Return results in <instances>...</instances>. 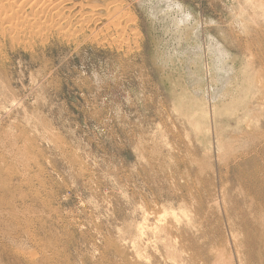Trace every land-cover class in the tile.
<instances>
[{"label": "rangeland", "instance_id": "1", "mask_svg": "<svg viewBox=\"0 0 264 264\" xmlns=\"http://www.w3.org/2000/svg\"><path fill=\"white\" fill-rule=\"evenodd\" d=\"M2 1L0 264H254L264 0Z\"/></svg>", "mask_w": 264, "mask_h": 264}, {"label": "bare ground", "instance_id": "2", "mask_svg": "<svg viewBox=\"0 0 264 264\" xmlns=\"http://www.w3.org/2000/svg\"><path fill=\"white\" fill-rule=\"evenodd\" d=\"M6 1H7V0H6ZM13 1H14L13 4H16V6H17V4L19 3V1H20V3H22L21 0H13ZM24 1L27 3V0H24ZM29 1H31V0H29ZM62 1H63V0H62ZM1 2H3V1L0 0V3H1ZM7 2H8V1H7ZM7 2H6V3H7ZM37 2H38V0H37L35 3L37 4ZM39 2H40V1H39ZM42 2H43V1H42ZM47 2H48V1H47ZM51 2H52V1H50L49 3H51ZM54 2H55V1H54ZM56 2H57V1H56ZM67 2H68V0H67ZM8 3H9V2H8ZM23 3H24V2H23ZM28 3H29V2H28ZM28 3H27V4H28ZM32 3L34 4L33 1H32ZM32 3L30 2V5L33 6ZM49 3H47L48 6H49ZM52 3H53V2H52ZM52 3H51V5H52ZM2 4H4V2H3ZM24 4H25V3H24ZM40 4L42 5V3H40ZM45 4H46V3H44V5H45ZM54 4H55V3H54ZM61 4H62V2H61ZM6 5H7V4H6ZM9 5H10V4H9ZM30 5H29V6H30ZM34 5H35V4H34ZM44 5H43V6H44ZM55 5H57V4H55ZM58 5H59V4H58ZM58 5H57V6H58ZM0 6H1V5H0ZM13 6H14V5H13ZM16 6H14V7H16ZM21 6H23V5H21ZM32 6H30L31 9H32ZM53 6H54V5H53ZM57 6H55V7H57ZM7 7H8V6H7ZM7 7H6V8H7ZM10 7H11L10 9L12 10V5H11ZM35 7H36V5H35ZM35 7H33V8H35ZM44 7H45V6H44ZM60 7H62V6L60 5ZM92 7H93V5H92ZM0 8H2V7H0ZM3 8H4V6H3ZM6 8H5V12H6L7 10H8V12H10V9H7V10H6ZM8 8H9V7H8ZM17 8H19V7H17ZM21 8H22V7H21ZM24 8H26V7H24ZM24 8H23V9H24ZM39 8H40V7H39ZM45 8H46V7H45ZM53 8H54V7L50 8V9L53 10ZM37 9H38V8H37ZM40 9H41V8H40ZM46 9H47V8H46ZM46 9H45V11H46ZM48 9H49V8H48ZM56 9H59V8H56ZM56 9H55V10H56ZM1 10L3 11L4 9H1ZM21 10H22V9H21ZM21 10H20V11H21ZM35 10H36V9H35ZM55 10H54V11H55ZM94 10H95V9H94ZM2 11H0V12H1L0 14H2ZM13 11H14V9H13ZM23 11L26 12L25 10H23ZM38 11H39V9H38ZM38 11H37V12H38ZM47 11H48V10H47ZM47 11H46L45 13H47ZM5 12H4V13H5ZM8 12H7V13H8ZM11 12H12V11H11ZM24 12H23V13H24ZM33 12H34V10H33ZM51 12H52V11H51ZM51 12H50V13H51ZM55 12H56V11H55ZM16 13L19 14V12H16ZM16 13H15V14H16ZM41 13H42V11H41ZM11 14H12V13H11ZM38 14H39V13H38ZM51 14H52V13H51ZM59 14H60V16L62 15L61 13H59ZM9 15H10V14H9ZM9 15H7L6 18L9 17ZM20 15H21V14H20ZM22 15H23V14H22ZM25 15H26V14H25ZM25 15H24V16H25ZM32 15H33V14H32ZM32 15H31V19H32V18L35 19L34 16L32 17ZM34 15H35V14H34ZM39 15H40V14H39ZM55 15H56V14H55ZM57 15H58V14H57ZM3 16H4V15H3ZM3 16H2V17H3ZM12 16L14 17V16H16V15L13 14ZM24 16H23V17H24ZM42 16H43V15H42ZM49 16H50V15H49ZM58 16H59V15H58ZM58 16H57V17H58ZM68 16H69V15H68ZM2 17H1V18H2ZM20 17H21V16H20ZM27 17H29V16H27ZM47 17H48V16H47ZM57 17H55V18H57ZM94 17H95V16H94ZM9 18L12 19V17H9ZM9 18H8V19H9ZM14 18H15V17H14ZM18 18H19V16H18ZM18 18H17V19H18ZM25 18H26V16H25ZM29 18H30V17H29ZM44 18H45V16H44ZM51 18H52V17L50 16L49 19H51ZM15 19H16V18H15ZM21 19H23V18H21ZM21 19H20V20H21ZM31 19H30V20H31ZM49 19H48V20H49ZM3 20H4V19H3ZM5 20H6V19H5ZM5 20H4V21H5ZM12 20H13V19H12ZM12 20H11V21H12ZM37 20H38V19H37ZM40 20H41V18H40ZM57 20H58V18H57ZM0 21L2 22V20H0ZM6 21H7V20H6ZM9 21H10V20H8V22H6V23H9V24H12V25L15 23V22L10 23ZM14 21H16V20H14ZM24 21H25V20H24ZM50 21H51V20H50ZM50 21H48L49 24H50ZM54 21H56V20H54ZM19 22H20V21H19ZM19 22H18V23H19ZM27 22H28V21H27ZM37 22H38V21H37ZM37 22H36V24L34 23L35 26L37 25ZM42 22H43V21H42ZM60 22H61V21H60ZM62 22H63V21H62ZM18 23H16V24L18 25ZM25 23H26V22H25ZM25 23L23 22V24H25ZM40 23H41V22H40ZM46 23H47V21H46ZM27 24H28V23H27ZM56 24H58V23H56ZM68 24H69V23H68ZM74 24H75V23H74ZM0 25H1V24H0ZM4 25H5V24H4ZM7 25H8V24H7ZM19 25H20V23H19ZM46 25H47V24H46ZM53 25H54V24H53ZM76 25H77V24H76ZM20 26H21V25H20ZM30 26H32V25H30ZM38 26H39V24H38ZM47 26H48V25H47ZM58 26H59V25H58ZM78 26H79V25H78ZM7 27H8V26H7ZM24 27H25V26H24ZM45 27H46V26H45ZM53 27H54V26H53ZM65 27H66V26H65ZM1 28H2V27H1ZM31 28H32V27H31ZM31 28H30V31H31ZM39 28H40V27H39ZM39 28H38V29H39ZM50 28H51V26H50ZM54 28H55V27H54ZM56 28H57V25H56ZM56 28H55V29H56ZM2 29H3V28H2ZM19 29H20V28H19ZM19 29H18L17 26L14 25V26H12L11 28H9L8 30H7V29H6V30L3 29V30H4L3 32H4V33H5V32H11L10 34H13V33L15 34V33H18L19 31H21V30H19ZM24 29H25V28H24ZM38 29H37V30H38ZM40 29H41V28H40ZM40 29H39V31H40ZM60 29H61V28H60ZM35 30H36V29H35ZM44 30L47 31L46 28H45ZM98 30H99V29H98ZM98 30H97V31H98ZM32 31L35 32L34 30H32ZM51 31H52V30H51ZM59 31H60V30H59ZM24 32H25V31H24ZM33 32H32V34H33ZM40 32H41V31H40ZM40 32H39V33H40ZM48 32H49V30H48ZM55 32H56V31H55ZM65 32H66V31H65ZM4 33H3V34H4ZM37 33H38V32H37ZM39 33H38V34H39ZM44 33H46V32H44ZM96 33H97V32H96ZM100 33H101V32H100ZM1 34H2V32H1ZM24 34H25V33H24ZM42 34H43V31H42ZM92 34H93V33H92ZM29 35H30V34H29ZM40 35H41V34H40ZM94 35H95V34H94ZM96 35H98V34H96ZM12 36H13V35H12ZM3 37H4V36H3ZM6 37H7V35H6ZM9 37H10V35H9ZM30 37H31V36H30ZM69 37H70V36H69ZM16 38H17V37H16ZM31 38H32V37H31ZM46 38H47V37H46ZM3 39H4V38H3ZM13 40H14V39H12V41H13ZM15 40L17 41V39H15ZM19 40H21V39H19ZM28 40H29V39H28ZM30 40H31V39H30ZM13 42H14V41H13ZM216 44H217V42H216ZM214 46H215V45H214ZM216 46H217V45H216ZM220 46H221V45H220ZM220 46H219V47H220ZM217 47H218V46H217ZM216 49H217V48H216ZM216 49H215V50H216ZM221 49L223 50V48H221ZM218 50H219V49H218ZM223 51H224V50H223ZM223 51H221V53H222ZM218 53H219V52H218ZM222 54H223V53H222ZM221 203H222V202H221ZM224 209H225V208H224ZM144 216H145V215H144ZM228 217H229V216H228ZM161 219H162V218H161ZM227 221H228V220H227ZM17 222H18V221H17ZM164 222H165V221H164ZM164 222H163V223H164ZM145 223H146V222H145ZM147 223H148V222H147ZM160 223H161L160 220H158L156 223L153 224L154 226L157 225V226H155L156 228L153 227V226H152L153 228L151 227L152 229H154L153 231H155V232H156V230L158 229V230H157L158 234L156 233L155 236L158 238L159 242H161V241H165V240H168V239H167L168 236L166 237V235L169 234L168 229H167L168 227H166V226L163 227V224H160ZM176 223H177V222H176ZM187 223H188V222H187ZM159 224H160V225H159ZM145 225H146V224H145ZM172 225H173V223H172ZM179 226H180V225H179ZM181 226H182V225H181ZM230 226H231V225H230ZM263 226H264V225H263ZM144 227H145V226H144ZM139 228H140V227H139ZM230 230H231V229H230ZM169 231H170V230H169ZM228 231H229V230H228ZM150 232H152V231L150 230ZM167 232H168V233H167ZM170 232H171V231H170ZM173 232H174V231H173ZM139 233H141V231H140ZM139 233H136V234H139ZM141 234H142V233H141ZM153 234H154V232H153ZM140 236H142V235H139V237H140ZM169 236H170V235H169ZM179 237H180V236H179ZM170 238H171V237H170ZM7 239H8V238H7ZM140 239H141V237H140ZM133 242H134V241H133ZM136 242H138V239H137ZM166 242H167V241H166ZM176 242H177V241H176ZM178 243H179V242H178ZM250 243H251L250 245H251L252 247L254 246V252H256V254L254 255L252 261L254 262V264H264V228L262 229L261 227H259L258 229L255 230L254 238L251 239ZM167 244H168V246L165 244V245L167 246V248L170 247V245H172V244H169V242H168ZM228 244H229V243H228ZM1 245H2V244H1ZM163 245H164V244H163ZM166 246H165V248H166ZM1 247H2V246H1ZM1 247H0V248H1ZM171 247H172V246H171ZM181 247H182V246H181ZM167 248H166V249H167ZM184 248L186 249L185 246H184ZM1 249H3V247H2ZM173 249H175V248H173ZM176 249H177V248H176ZM3 250H4V249H3ZM121 251H122V250H121ZM210 251H211V250H210ZM227 251H228V250H227ZM169 252H170V251H169ZM171 252H172V251H171ZM8 253H9V252H8ZM17 254H18V253H17ZM168 254H169V253H168ZM193 254H194V253H193ZM18 255H19V254H18ZM176 255H177V254H176ZM184 255H185V254H184ZM208 255H209V254H208ZM138 256H141V255L138 254ZM179 256H180V254H179ZM232 256H233V255H232ZM21 257H22V256H21ZM181 257H182V256H181ZM124 258H125V256H124ZM140 258H141V257H140ZM233 258H234V257H233ZM234 259H235V258H234ZM23 260H25V259H23ZM147 260H148V259H147ZM223 260H224V259H223ZM27 261H28V259H27ZM27 261H26V262H27ZM246 261H247V260H246ZM246 261H245V260H241V262H240V261H239V262H240V264H251L250 262H248V261L246 262ZM127 262H128V260H127ZM225 262H226V261H225ZM228 262H229V261H228ZM228 262H227V263H228ZM137 263H138V262H137ZM26 264H28V262H27ZM34 264H35V263H34ZM175 264H176V263H175ZM225 264H226V263H225ZM230 264H232V263H230Z\"/></svg>", "mask_w": 264, "mask_h": 264}]
</instances>
